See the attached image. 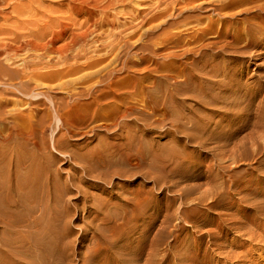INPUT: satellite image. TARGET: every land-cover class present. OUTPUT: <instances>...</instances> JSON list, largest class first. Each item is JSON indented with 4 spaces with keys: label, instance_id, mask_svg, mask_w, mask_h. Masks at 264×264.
<instances>
[{
    "label": "bare ground",
    "instance_id": "1",
    "mask_svg": "<svg viewBox=\"0 0 264 264\" xmlns=\"http://www.w3.org/2000/svg\"><path fill=\"white\" fill-rule=\"evenodd\" d=\"M125 7L129 11H123ZM204 13L210 16H199ZM237 16L245 17L235 22ZM73 17H83L84 23L76 25L71 21ZM155 21H162L175 30L205 24L187 41L180 34H174L171 43L179 53L169 52L166 57L170 59L206 50L231 52L247 61H257L264 55L263 52L248 54L252 49H264L261 43L264 0H0V75L24 80L30 79L29 75L53 79L80 73L86 79L105 74L110 81L108 90L112 92V66L119 58L107 62L108 55L100 54L97 49L98 45L105 47L107 42L96 38H106L114 31L120 35L129 30L133 35ZM208 34L214 38L206 40ZM79 59L83 62L78 63ZM54 65L62 68L49 72ZM5 66L19 71H10ZM226 70L230 72L223 67L220 74ZM236 75L230 74L232 82ZM29 85V81L21 82L26 93ZM213 89L218 91L217 97H210L204 88H198L197 92L205 96L195 97L200 105L242 106L246 116L238 121L232 119L233 125L224 131L220 129L221 123L233 114L220 115L215 108H209L210 117L218 120L207 117L191 123L192 134L182 141L204 149L200 156L203 163L213 161L207 166L206 182L192 191L167 196L166 214L153 241L148 244L147 233L141 251L140 244L136 252L127 255L130 258L106 260L105 264H264V188L255 186L250 190L251 180L241 182V173L236 172L238 167L225 166L226 161L234 164L241 150H250L248 156L252 161L257 157L264 160V145L256 143L254 138L257 126L264 135V113L254 119L250 113L251 98L245 97L242 101L240 97H227L234 94L232 84H213ZM103 96L89 97L84 102L78 97L68 103L47 99L55 125L67 130L63 139L51 141V151L46 144L34 141L33 105L45 106L39 97H28V102H20V108L8 111L7 123L12 125L14 133L0 138L4 143L3 149L0 148V264L63 263L66 258L63 237L66 231L70 232L63 220L72 211L68 202L74 201L77 213L90 209V199L96 192L102 198L105 196V200L117 199L122 208L130 207L117 220L138 222L149 218V231L154 230L160 216L148 213L156 201L155 194L160 191L162 175L165 179L169 177L164 173L166 167L157 159L153 141L146 140L148 133L155 131L148 126L145 133L139 134L138 128H130L122 137L112 131L117 127V119L126 117V111L119 116L100 114L104 100L115 98ZM8 104L0 101V107ZM212 123L214 128L207 126ZM243 132L246 134L239 138ZM101 133L104 137L99 136ZM12 135L16 141L11 139ZM88 138L98 139L96 147L85 149L84 154L72 150L75 145L69 139ZM118 139L122 141L118 143ZM29 142L31 149L27 146ZM226 146L232 148L220 153ZM77 161L78 177L64 181L60 167ZM258 172L256 180L264 181V166ZM132 178L141 179L142 183L129 192V199H124L128 193L126 183ZM200 190L203 192L192 198L194 191ZM179 200L184 201L183 207L170 212ZM200 205L206 206V219L196 223L204 214L202 209L194 208ZM115 217L114 214L106 216L109 220ZM190 231L196 236L177 241L179 233ZM229 233H234L236 240H228ZM168 238L172 240L166 243ZM254 245L258 249H253ZM160 246L166 248L163 255ZM106 253L101 250L98 254ZM144 256V263H140Z\"/></svg>",
    "mask_w": 264,
    "mask_h": 264
},
{
    "label": "rangeland",
    "instance_id": "2",
    "mask_svg": "<svg viewBox=\"0 0 264 264\" xmlns=\"http://www.w3.org/2000/svg\"><path fill=\"white\" fill-rule=\"evenodd\" d=\"M123 11L127 12L129 8L125 7ZM199 16L208 17L210 14L204 13ZM244 17L237 16L234 21L236 22ZM215 19L216 17H213V20ZM120 20L117 22H120ZM71 21L76 25H81L84 23V18L73 17ZM204 26L205 24L199 27L194 25L193 28L188 30H186V27L175 30L162 21H155L145 26L144 29L137 30L133 35L129 34L131 31L127 30L120 35L117 34V31H114L106 38L97 37L96 40L99 42H107L105 47L97 46L100 54L108 55L107 62L115 57L119 58L112 66L114 72L111 79L113 82L112 92L108 90L110 81L105 78V74H102L101 77L96 76L86 79H82L80 73L53 79H39L29 75L30 79L26 78L24 80L5 78L0 75V101L9 103L0 107V138H5L10 132L14 133L10 128L12 125L7 123L9 121L8 111L20 108V102H28V97L32 96L39 97L38 99L45 103V106L37 108L35 103L33 105V112L35 113L33 122L34 141L39 144H46L50 151L52 150L51 141L61 140L67 134L64 127L61 125L56 126L54 123L51 106L48 102L50 99H53L56 103H68L78 97L83 102L89 97H101L102 95L115 97L104 100L106 106H102L99 111L104 116H119L126 111V117L118 118L116 121L117 127L111 129L112 131H116L121 137L125 135L126 131L131 130L130 128H138L140 130L139 134L142 131V133H145L148 126L155 131V133H148L146 140L153 141L157 159L159 163L164 164L166 167L164 173H167L169 177L165 179L162 175L160 191L155 194L156 201L154 203L157 205L152 203L153 206H150L151 211L148 213L150 216H156L157 214L160 216L154 230L149 231L151 229L149 218L138 222L117 220L121 212L123 215L124 210L130 211V207L122 208L119 206L117 199L105 200V196L101 195L102 198L96 192L90 199L89 205L91 208L80 210L78 213L73 206L74 201L70 199L68 203L72 211L70 216H66L63 220L64 225L68 227L70 232L66 231V235L63 237L65 252L63 253L64 256L66 255V260H62L63 263L61 264H105L106 260L121 261L130 258L127 255L136 252L140 244L141 251L147 233H149L148 244L153 241L160 221L166 214L167 196L170 197L183 191H192L206 182L204 178L207 175V166L213 164V161L203 163L200 156L201 153H204V149L182 141L186 135L192 134V131H190L191 123H197L198 119H207V117L213 121L218 120V117H210L207 112V109L215 108L218 113L221 112L220 115L226 112L233 114L228 118V121H224L220 125V129L227 131L229 126L233 125L232 119L237 118L236 121H238V118L245 117L246 113L242 111V106L233 108L224 105H218L217 107L200 105L195 97L205 96L197 92L198 88H204L206 94L210 97H217L218 91L213 89V84L226 86L232 84L234 94L227 97H240L242 101L245 100V97L251 98L250 113L254 119H258L261 113H264V55L257 61H247V59L238 58L231 52L218 53L215 50H206L195 51L189 57L177 59L166 57L169 52L179 53L178 50L173 49L171 43L175 39L173 38L174 34H180L181 39L187 41L196 32L202 30ZM213 38V35H205V39L208 41ZM261 43L264 44V39ZM254 52L256 54L264 53V49H252L248 51V54L252 55ZM77 62L82 63L83 60L79 59ZM241 62L245 63L240 64ZM56 63L63 64L61 61ZM223 67L229 69L230 72L226 70L224 74H220ZM3 68L10 71H19L14 67L6 68L5 66ZM59 68L62 67L54 65V68L49 72H54ZM237 71L239 72L238 75L235 74ZM241 71L243 73H240ZM231 73L236 75L233 82V79H230ZM26 81H29L30 84L26 89L27 93L21 86V82ZM193 89H196V92ZM41 118H43V122H41ZM186 119L189 122H186ZM207 126L214 128L213 123ZM180 130L184 133H181ZM261 131L262 128L257 126L254 130V138L256 143L264 145V135ZM245 134L246 132L240 133L238 137L242 138ZM99 136L104 137V134L101 133ZM14 138L15 135H12L11 139L16 141ZM69 142L75 145L72 150L76 149L77 154H84L85 149L96 147L98 139L88 138L80 141L69 139ZM3 146L4 143L0 139V148L3 149ZM27 146L28 149H31V142ZM231 148L232 146H226L220 153L227 152ZM248 154H251L250 150L239 151L240 158L238 157L234 164L226 161L225 166L238 167L239 169L236 172L241 173V182L251 180L250 190L255 186L264 188V181L256 180L259 177L258 170L264 166V160L257 157L259 159L252 161ZM69 166L60 167L64 181L70 177H78L77 172H75V169L79 167L78 161L71 162ZM9 171L11 172V168H9ZM180 177L182 179L178 181ZM175 182L176 187L174 188ZM117 183L119 184L118 181H114V184ZM141 183V179L135 178L127 182L126 184H129L127 186L128 193L124 195V199H129V192L135 190L137 185ZM76 185L85 190L82 185L78 183ZM148 187L149 185H147ZM168 188H171V190H168ZM194 192L192 198L198 197L203 190ZM181 204H184V201H177L170 212L175 211V208L183 207ZM242 206L245 205L242 204ZM194 208L202 209V212H204L199 216L196 223L205 220L206 206L200 205ZM234 211L232 210V212ZM107 214L109 216L116 215V219H107ZM194 226L200 227L198 224H194ZM199 230H202V228H199ZM191 231L179 233L177 241L186 239L189 236V238L195 237L196 233L194 234ZM176 235L178 234L176 233ZM235 236L234 233H229L227 239L236 240ZM171 240L172 238H168L166 243ZM188 244L190 243L188 242ZM252 248L256 250L258 246L254 245ZM101 250H106L107 253L98 254ZM159 250L160 254L163 255L166 248L160 246ZM262 255L264 257V253ZM144 260L145 256L140 263H144Z\"/></svg>",
    "mask_w": 264,
    "mask_h": 264
}]
</instances>
